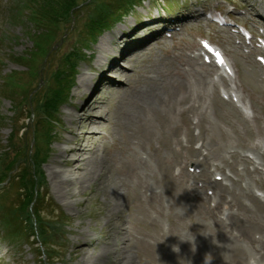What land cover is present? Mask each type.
I'll return each instance as SVG.
<instances>
[{
	"label": "rangeland",
	"instance_id": "rangeland-1",
	"mask_svg": "<svg viewBox=\"0 0 264 264\" xmlns=\"http://www.w3.org/2000/svg\"><path fill=\"white\" fill-rule=\"evenodd\" d=\"M103 1L108 5L112 4V0ZM176 1L180 5L181 1L186 3V6L181 5L172 16L192 14L194 6L205 1L207 8L214 6V2L209 0ZM229 1L240 7L243 5L242 8L235 9L238 11H234L232 15L245 21L248 27L253 26L251 18L254 17V12L250 8L251 4L258 5L264 11V0ZM92 2L94 1L86 0L72 17L58 22H45L39 15L35 16L39 12L35 10L39 9L36 7L38 0H0V158L1 153L8 152L11 134L18 126L25 124L22 117L37 119L38 107L51 94L58 76L63 78L67 74L65 77L72 79L67 98L57 107L54 116L52 143L51 140L39 143V135H36L38 138L34 135L36 140L32 143L29 123L25 136V142H28L27 155L30 157L34 154L35 146L46 149V153L38 156L39 167L36 166L34 173L36 176L43 175L44 182L40 192L45 194L51 205L47 209H53L50 213L52 218L47 217L46 220L49 223L57 222L59 229L57 234L52 233L51 237L44 240L37 227L35 230L30 228L29 231L24 227L25 231L12 239L7 237V229L0 221V264H79L84 253L93 252L91 249L85 250L86 252L74 251L82 242L81 235L93 233L96 242L94 250H97L110 237L115 239L112 242H120L117 237L124 231L133 239L131 250L135 264H182L187 255L174 251L177 239L195 232H217L207 217L202 215V210L198 207L201 192H194V188L203 190L205 195L213 198L215 188L205 183L209 178L226 184L229 189L234 188V193L238 194L239 187L235 186L238 179L241 185H248L254 195L264 200V69L255 62L252 54L254 50L238 43L237 35L228 28L212 27L198 17L195 21L191 19L186 28L174 33L172 38H164L161 33L156 35L149 50L133 55L130 65L135 74L131 78L138 79L137 84L140 85L142 79L150 80L153 74L157 75L151 72L157 71L163 75L160 77L165 89L174 84L172 81L178 76L176 68H179L194 84L193 74L187 73L191 69L190 65L195 66L194 61L189 58L198 46L197 39L202 37H208L223 48L231 63L233 76L226 78V81L221 80L218 76L220 73H215L211 67L207 80L213 82V85L202 83L190 96L182 88H178L165 96L163 108L152 117L149 124L132 125L127 130L115 125V120L123 119L122 111L116 103L117 95L113 93L111 86H102L95 99L103 102L101 105L113 118L107 126H96L97 134L89 137L90 145L102 150L110 160L112 177L122 179L130 186L125 193L123 190L120 192L128 200L127 206L120 219L113 216L105 223L102 219L98 220L102 214L103 202L101 192L94 185L85 188L78 195L77 205L63 201L53 188L49 172L69 168L61 163L53 164L51 160L59 152V148L69 146L59 138L69 137L66 128L69 129L70 124L64 119V112L72 111V106H76L81 99L78 95L80 89H77L80 74L87 66L93 65L98 58L97 51L93 50H96L101 41L107 40L105 36L112 33L118 24L129 20L131 24L132 21L137 24L141 17L148 13L154 14L158 7L165 5L160 0L140 1L120 18L119 23L104 29L91 42L86 34L84 21L86 9ZM217 2L227 11L232 10L223 1ZM263 19L264 14L262 18H258L260 21ZM128 28L122 30L126 32ZM148 33L149 30L143 28L131 38H142ZM107 45L106 41L104 64L112 56ZM197 61L202 62L199 57ZM119 63L125 66L120 67ZM127 65L124 58H118L115 62V68L124 71H129ZM112 71L114 68L106 71L107 75L113 74ZM96 78L94 75L91 81ZM13 82L14 88L11 86ZM7 87L13 88V95L10 97L5 96ZM220 92L227 98L224 99ZM230 94H236L238 101L233 102ZM17 115L21 116L19 120L15 119ZM144 133L147 134L142 137ZM16 143L21 144L20 141ZM139 145L150 155L152 179L147 177V180L151 183L150 193H157V199L147 195L149 192L144 193V188H137L140 193L133 189L139 184L136 175L141 174V168L135 164ZM251 147L257 148L262 154H255ZM203 155L208 157L206 164L202 161ZM59 159L64 160L65 157ZM252 160L255 166L251 164ZM254 167L257 168L256 171H253ZM180 168H184L188 176L181 175ZM18 170L20 166L14 171ZM225 176L228 178L225 179ZM5 189L7 195L0 204L4 208H15V187L8 184ZM171 196H175L174 201ZM96 212L100 215H94ZM235 212L242 215L241 211ZM31 224L30 221L28 225ZM251 263L264 264L257 258H253Z\"/></svg>",
	"mask_w": 264,
	"mask_h": 264
},
{
	"label": "bare ground",
	"instance_id": "bare-ground-1",
	"mask_svg": "<svg viewBox=\"0 0 264 264\" xmlns=\"http://www.w3.org/2000/svg\"><path fill=\"white\" fill-rule=\"evenodd\" d=\"M252 9L255 15H262V9L258 5L253 4ZM130 10L131 8L128 12ZM155 18L149 17L146 19ZM130 22L129 20L126 23H120L116 29H124L126 25L131 26ZM148 25H153V22ZM144 27H147V25ZM140 29L136 28L127 32L122 30L120 35L108 33L105 36V38L107 37V46H109L108 48L112 54L107 64H104L106 57L103 55L106 41H101L96 50H93V52L97 51L98 58L95 59L93 65L85 68L78 80L77 89H80L78 95L81 99L78 100L76 106H72V111L65 110L64 112V119L70 124V128H66L69 137L64 139L60 137L59 139L63 144L69 146L59 148V152L51 160L53 164L61 163L69 166L64 171L51 170L49 172L51 183L57 194L66 204L70 201L77 205L78 195L85 188L94 185L95 189L101 192L103 202L102 214L100 215L96 212L94 215H100L98 220L102 219L105 223H108L113 216L118 219L121 218V213L126 208L128 200L126 197L123 198L124 196L120 192L123 190L125 193L130 186L124 180L112 177L110 160L102 150L90 145L89 137L97 134L95 131L96 126H107L109 120L113 118L111 113L101 105L103 102L95 99L96 93L104 85H109L113 88V93L117 95L116 103L123 116L122 120L114 119L116 121L115 125L127 130L126 128L132 125L149 124L152 117L163 108L165 96L172 94L178 88H182L190 96L193 91L197 90V86H202V83L214 84L207 80L208 72L204 68V64L199 63L196 58L190 59L194 61L195 66L192 67L190 65L191 69L187 72L193 74L194 84L185 77L183 71L179 68H176L178 76L176 80L172 81L174 84L170 85V87H165V89L163 86L164 81L161 78L163 75L157 71L151 72L157 75L149 76L150 80L142 79V83L140 85L137 84L138 79L131 78L135 74L130 65L133 62L131 57L136 53L141 54L143 51L149 50L151 44L154 43L153 40L156 35L149 39L138 38L132 41L131 37ZM118 58H124L128 62L126 68L129 71L115 69L112 71L113 74L107 75L106 71H111L115 67V62ZM122 66L125 65L122 64ZM154 69L159 70L158 67H154ZM94 75L97 78L92 82L91 79ZM112 76L114 78L116 76V79H110ZM176 94L178 93L176 92ZM146 134L144 133L142 137ZM101 142L103 143L104 141L102 140ZM137 148L138 153L136 154L137 160L135 164L141 168V174L136 175L139 179V184L133 189L136 191L137 188L139 190L144 188V193L149 192L147 195L157 199V193H154V195H152L153 191L150 193L149 185L151 183L147 180V177L152 179L151 169L149 168L151 166L150 155L148 152L143 151L144 149L140 145ZM251 149L255 154H262L255 147H251ZM59 157H65V159L61 160ZM202 161L206 164L208 157L203 155ZM149 162L150 164H148ZM251 164L255 166L253 160ZM180 169L181 175L188 176L184 172L185 170ZM244 169L246 170V168ZM256 170L257 168L254 167L253 171ZM247 176L251 179L250 175ZM226 178L228 176H225ZM238 181L237 179L235 186L239 187V193L236 194L233 191L234 188L229 189L226 184L217 183L207 178L205 183L211 185L216 191L213 198L205 195L203 190L199 191L194 188V192H201L199 196L201 202H199L198 207L202 210V215L207 217L208 222L217 232H195L193 235H184L183 239H177V247L175 249L178 248L179 251L177 252L181 255L183 253L187 255V259L182 264H204L206 253H210L213 257L211 264H252L251 260L253 258H257L260 263L264 262V200L254 195L248 185H241ZM138 189L137 191L139 192ZM138 192L137 195L139 196L140 192ZM171 198L173 201L175 200V196H171ZM235 211H241L242 215L240 213L236 214ZM81 237L82 242L75 247L74 251L79 252L91 249L93 252L88 254L85 251L86 253L82 256L79 264L136 263L131 250L133 239L128 236L127 231L119 233L117 239L120 242H112L114 238L110 237L97 250H94L96 242L93 238V233L83 234ZM194 247L195 251H193ZM165 253L167 254L166 251Z\"/></svg>",
	"mask_w": 264,
	"mask_h": 264
},
{
	"label": "trees",
	"instance_id": "trees-1",
	"mask_svg": "<svg viewBox=\"0 0 264 264\" xmlns=\"http://www.w3.org/2000/svg\"><path fill=\"white\" fill-rule=\"evenodd\" d=\"M86 0H38L39 15L45 22H58L62 19L72 17L74 12L81 7V4ZM90 2L91 0H87ZM90 6L86 9V19L84 26L89 40L94 41L96 36L104 29L109 28L115 21H118L128 10L141 0H112V4H106L103 0H93ZM34 9V8H33ZM34 14V13H33ZM72 69V68H70ZM67 74H65L66 76ZM60 76V75H59ZM58 76L55 85L50 91V95L43 101L42 105L38 107V117L36 120L28 116L22 117L24 123L18 126L9 138L8 152L1 153L0 158V201L6 198L7 190L5 187L10 184L15 187V208H8V206L0 204V218L1 223L7 229L8 237L12 239L19 236L24 230L37 227L41 232L43 239L57 234L59 224L57 222L49 223L46 218L51 217L53 209L49 208L51 205L47 201L45 194H41L40 190L44 182L43 175L36 176L34 169L39 167L38 156L46 149H40L35 146V151L32 157L27 155L28 142L26 143V132L29 126L32 129L33 142L39 135V143H44L46 140H51L52 143V126L54 124L57 107L67 98V91L70 87L71 77L60 78ZM16 85V84H15ZM14 88L13 85H11ZM5 96L13 95V88L7 87ZM20 115L16 116V120L20 119ZM30 121V122H29ZM29 123V126H28ZM20 141L21 144L16 142ZM49 142V143H50ZM37 143V142H36ZM37 145V144H36ZM10 153V154H9ZM40 161L42 159H39ZM43 161V160H42ZM20 170L14 171L17 168ZM37 166V167H36ZM32 173V177L31 176ZM38 178V180H37ZM5 183V185H4ZM29 209V210H28ZM31 216V218H29ZM30 221L32 224L29 226ZM16 222V223H15ZM13 223V224H12ZM26 225V226H24ZM58 226V227H57Z\"/></svg>",
	"mask_w": 264,
	"mask_h": 264
},
{
	"label": "clouds",
	"instance_id": "clouds-1",
	"mask_svg": "<svg viewBox=\"0 0 264 264\" xmlns=\"http://www.w3.org/2000/svg\"><path fill=\"white\" fill-rule=\"evenodd\" d=\"M174 251H179V249L177 248ZM193 251H195V247L193 248ZM213 257L210 253H206L204 256V264H211Z\"/></svg>",
	"mask_w": 264,
	"mask_h": 264
}]
</instances>
